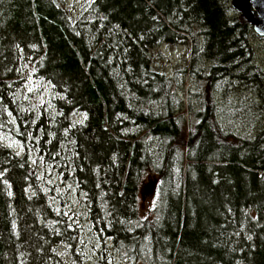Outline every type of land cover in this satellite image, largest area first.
<instances>
[{
	"label": "trees",
	"instance_id": "1",
	"mask_svg": "<svg viewBox=\"0 0 264 264\" xmlns=\"http://www.w3.org/2000/svg\"><path fill=\"white\" fill-rule=\"evenodd\" d=\"M229 3L93 0L81 23L58 0H0V132L44 154L85 195L95 231L134 261L264 264V130L224 132L209 94L178 112L174 81L151 59L160 43L196 51L202 37L211 73L234 71L250 26ZM28 75L49 84L46 105L24 92ZM34 168L0 140V264H63L57 246L73 244ZM148 171L157 200L140 220Z\"/></svg>",
	"mask_w": 264,
	"mask_h": 264
},
{
	"label": "rangeland",
	"instance_id": "2",
	"mask_svg": "<svg viewBox=\"0 0 264 264\" xmlns=\"http://www.w3.org/2000/svg\"><path fill=\"white\" fill-rule=\"evenodd\" d=\"M92 1L58 0L66 7L69 18L81 23H86L93 18ZM229 5L231 7L229 15L241 19L240 13L232 8L231 3ZM247 41L248 55L240 60L238 68L234 71L229 70L223 77L211 73L213 62L203 54L202 37L199 38L196 51L190 44V42L194 43V40L174 45L160 43L152 48L153 67L174 81L176 110L181 113H185L187 109L197 111L207 101L209 94L215 104L216 118L224 132L252 137L264 130V36L257 34L250 26ZM207 86L210 87L209 93ZM22 87L28 95L32 93L31 98L41 101L43 105L48 103L45 101H48L51 96V88L47 82L28 75L23 80ZM0 140L16 151L28 153L38 174L39 183L52 197L50 202L60 211L66 224L72 223L71 229L69 228L71 231L68 233L72 235L70 238L74 239L73 244L64 242L57 246L59 263L143 264L132 260L125 253L120 254L119 251L123 249L114 247L111 237L106 236L104 232L95 231L88 217L85 195L75 185L60 178L53 167L45 161L44 154L38 155L36 149L25 148L20 141L18 142L8 134L0 132ZM185 143V136H182L178 146L182 149ZM175 170L179 173L178 163L175 165ZM150 182H153V185H150ZM158 182V176L148 171L140 184L138 193L140 220L151 216L157 200ZM136 223L130 222L128 225L132 228Z\"/></svg>",
	"mask_w": 264,
	"mask_h": 264
},
{
	"label": "water",
	"instance_id": "3",
	"mask_svg": "<svg viewBox=\"0 0 264 264\" xmlns=\"http://www.w3.org/2000/svg\"><path fill=\"white\" fill-rule=\"evenodd\" d=\"M231 6L257 34L264 36V0H231Z\"/></svg>",
	"mask_w": 264,
	"mask_h": 264
}]
</instances>
